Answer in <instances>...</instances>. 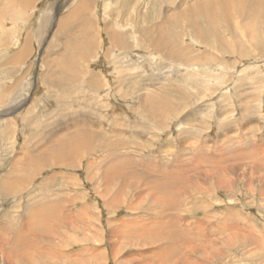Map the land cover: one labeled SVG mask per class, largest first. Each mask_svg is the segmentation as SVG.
<instances>
[{
    "label": "rangeland",
    "instance_id": "374dc122",
    "mask_svg": "<svg viewBox=\"0 0 264 264\" xmlns=\"http://www.w3.org/2000/svg\"><path fill=\"white\" fill-rule=\"evenodd\" d=\"M26 1L0 0V264H264V6Z\"/></svg>",
    "mask_w": 264,
    "mask_h": 264
},
{
    "label": "bare ground",
    "instance_id": "6f19581e",
    "mask_svg": "<svg viewBox=\"0 0 264 264\" xmlns=\"http://www.w3.org/2000/svg\"><path fill=\"white\" fill-rule=\"evenodd\" d=\"M222 1H225V0H222ZM22 2H26V3H28L26 0H22ZM200 2H202V1H200ZM88 3V1H86V0H80L79 1V5H78V9L79 10H81V11H84V9H86V7H87V4ZM170 3H172V2H170ZM174 3V2H173ZM244 3V2H243ZM252 3H253V1H252ZM257 3H258V6H264V0H257ZM222 5H225L224 3H221ZM198 6H200V7H202L201 5H198ZM208 6V5H207ZM256 7V9H258L257 8V6H255ZM224 8V7H223ZM234 8V7H233ZM163 9V8H162ZM185 9V8H184ZM184 9H182V10H180V11H183ZM203 9H207V8H205V7H202V9L200 8H197V10L199 11V12H196V13H198V15L197 16H195L194 18H193V15H192V17H189V15L188 14H181V16H183V17H185L187 20L189 19L190 20V28H191V31L192 32H194V34H197V36L200 38V37H204L205 35H203V32H204V29L203 28H201L199 25H198V17H200V16H202V18H201V21L202 22H206L205 23V25H208V26H212V24L215 22V20H214V18H213V16L207 11V10H203ZM224 10H225V12H226V16L228 15L227 14V7H225L224 8ZM259 10V9H258ZM168 11H169V9H168ZM180 11H178V14H179V12ZM223 11V10H222ZM80 12V11H79ZM157 12V11H156ZM184 13H187V12H185V11H183ZM182 12V13H183ZM237 12H239L241 15H244V12H242V11H239V10H237ZM174 14V13H173ZM170 16H172L171 15V13H169L168 14V12H167V14L164 12H161V14L159 15V18H160V20L162 21V22H160V23H156L154 26L156 27L155 29H156V36H158V37H156L154 40L155 41H153V43H154V45L156 46V47H158L159 45L161 46L162 44L161 43H163L162 41V39H164L163 37H164V33H162V31H164V27H165V25H163V24H165L164 23V21H166L167 19L166 18H168L169 17V19L170 20H172L173 18L171 17L170 18ZM176 16V15H175ZM204 16V17H203ZM157 17V16H156ZM182 17V18H183ZM189 17V18H188ZM184 18V19H185ZM158 19V18H157ZM168 19V20H169ZM197 19V20H196ZM226 20L227 21H230L229 20V16H227L226 17ZM168 22V21H167ZM166 22V23H167ZM170 22V21H169ZM184 22V21H183ZM185 23V22H184ZM169 24V23H168ZM250 24V23H249ZM172 25V24H171ZM204 25V26H205ZM136 27H138L137 25H136ZM144 27V26H143ZM169 29V28H168ZM140 30V29H139ZM120 31V30H119ZM130 31V30H129ZM138 31V30H137ZM137 31H135V32H137ZM177 31V30H176ZM166 32V31H165ZM123 33V32H122ZM132 33V32H131ZM167 33V32H166ZM126 34V33H125ZM134 37V36H133ZM138 38V37H137ZM136 38V40H138ZM146 38V37H145ZM140 39V38H139ZM143 39H144V37H143ZM120 40V39H119ZM175 40V39H174ZM177 40V39H176ZM175 40V41H176ZM120 41H122V40H120ZM133 42V41H132ZM139 44V43H138ZM169 44V43H168ZM167 44V45H168ZM148 45V44H147ZM170 45V44H169ZM132 46V45H131ZM155 47V48H156ZM162 47V46H161ZM122 48V47H121ZM138 48V47H137ZM141 48V47H140ZM150 47L148 46V49H149ZM154 48V49H155ZM161 49V48H160ZM191 50V49H190ZM144 51V50H143ZM155 52V51H154ZM24 54V53H23ZM86 54V53H85ZM179 55V54H178ZM162 59L164 58V59H168V58H170L171 57V54L169 53V51H166V53L165 52H163V54H162ZM174 57H177V56H174ZM173 57V58H174ZM179 57H180V55H179ZM184 57V56H183ZM181 58H182V56H181ZM187 58V57H186ZM183 59V58H182ZM177 60V58L175 59V61ZM187 60V59H186ZM212 60H214V59H212ZM169 61V60H168ZM212 62V61H211ZM183 63V62H182ZM185 63V62H184ZM191 64V63H190ZM192 65V64H191ZM46 78V77H45ZM140 78V77H139ZM54 79V78H53ZM59 79V78H58ZM138 76H137V78L136 77H133V79L130 81V83L129 84H133V83H135V84H137L138 83ZM47 81V80H46ZM49 81V80H48ZM51 82H52V80H51ZM92 83V82H91ZM164 86V85H163ZM165 87V86H164ZM159 113L161 112V111H158ZM162 113V112H161ZM79 133V132H78ZM80 133H83L84 134V136L83 137H80V138H78L80 141H81V147H79V148H76L75 147V145L73 144V146L72 147H70V148H68L67 146H63V149H61V148H59V149H61L62 150V152H60L59 153V155L58 154H56V156L58 157L59 156V159H60V163L62 162L63 163V165L65 164L64 162L66 161V157L65 156H70V154H72L73 156L77 153V155L79 154V151L81 150V148L83 147L84 149H87V148H90V146H91V143H90V141H89V139L91 138V137H93V136H96L93 132H90V133H87L86 131L84 132H81L80 131ZM76 134V133H75ZM101 135V134H100ZM70 139V138H69ZM61 140V139H60ZM74 140V139H73ZM62 141V140H61ZM71 141V140H70ZM64 143V142H63ZM73 143V142H72ZM77 144V143H76ZM70 145V144H69ZM76 148V149H75ZM54 150V149H53ZM49 152V151H48ZM84 152H86V151H84ZM83 152V153H84ZM56 153V152H55ZM54 154V153H53ZM45 156V155H44ZM52 156V155H51ZM38 157V156H37ZM48 157V156H47ZM64 158V159H63ZM47 159V158H46ZM44 160L45 161V163L48 165V160ZM52 160H53V158H52ZM37 161H38V158H37ZM42 161V160H41ZM53 163H54V160H53ZM67 163V162H66ZM68 165H72V164H70V163H67ZM62 165V164H61ZM117 166H118V164H116ZM120 176V175H119ZM118 176V177H119ZM121 176H123V175H121ZM1 183V182H0ZM8 185V184H7ZM7 185L5 184V182H3V183H1V188H2V191H4V190H6V188H7ZM9 189V188H8ZM46 215V214H45ZM57 219V218H56ZM52 222V221H51ZM50 223V222H49ZM51 225V224H50ZM71 225H73V224H71ZM52 226V225H51ZM53 226H58V228H59V226H62V222L61 221H58L56 224H53ZM57 228V229H58ZM55 229V228H54ZM56 230V229H55ZM173 231H176V230H173ZM179 231H181L180 229H179ZM172 234V233H171ZM176 234V233H175ZM169 236H171V235H169ZM175 236V235H174ZM173 236V238H175ZM179 236V235H178ZM181 236V235H180ZM179 236V237H180ZM183 236V235H182ZM172 237V236H171Z\"/></svg>",
    "mask_w": 264,
    "mask_h": 264
}]
</instances>
